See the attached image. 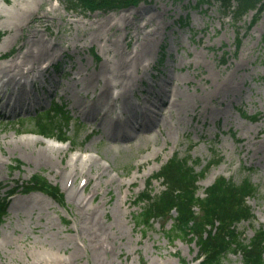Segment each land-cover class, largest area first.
<instances>
[{
  "label": "rangeland",
  "instance_id": "1",
  "mask_svg": "<svg viewBox=\"0 0 264 264\" xmlns=\"http://www.w3.org/2000/svg\"><path fill=\"white\" fill-rule=\"evenodd\" d=\"M197 3L147 0L89 13L68 9L67 0H0V63L17 54L29 26L46 29L42 32L55 43L56 52L42 77L26 82L22 99L16 101L26 105L8 110L0 104V196L39 174L64 198L60 205L39 192L17 191L8 199L0 223V264H55L57 257L65 264H196L198 248L169 236L172 218L151 220L147 227L136 224L141 212L137 196L163 189L150 177L173 154L188 158L196 172L207 162L217 163L197 183L200 196L217 177L235 183L249 179L258 190L247 202L253 218L239 223L237 230L247 240L255 230H264V11L254 24V12L234 23L214 0ZM50 9L55 26L45 27L39 21ZM149 19V27L158 33L145 62L146 74L127 94L135 112L124 111L121 99L112 106V99L99 96L100 84L92 79H73L78 70L99 72L109 57L107 46H113L106 38L129 51L134 39L123 41L121 36ZM89 34L100 38L90 40ZM18 88H5L0 99ZM172 92L189 98L176 123L174 109L171 118L169 112L161 118V102ZM51 102L64 103L68 110L70 122L62 130L68 143L32 133L31 119ZM144 117L145 140L134 139L137 130L128 126L119 131L122 122L138 125ZM100 124L110 131L108 138L100 137ZM33 138L68 148L62 163L56 158L46 165L33 153L39 145L20 143ZM78 157H91L93 168L72 182L59 168ZM97 168L102 175L94 179ZM74 188L80 196L96 192L85 201V208L102 207L94 221L77 211L78 200L70 196ZM221 264L243 263L240 254L230 253Z\"/></svg>",
  "mask_w": 264,
  "mask_h": 264
},
{
  "label": "trees",
  "instance_id": "2",
  "mask_svg": "<svg viewBox=\"0 0 264 264\" xmlns=\"http://www.w3.org/2000/svg\"><path fill=\"white\" fill-rule=\"evenodd\" d=\"M142 1L146 0H68V3L71 9L107 12L136 6ZM215 1L235 22L250 10H256L257 16L264 10V0ZM66 114L64 106L54 104L50 111L33 120L34 126L38 133L51 136L67 122ZM200 176L202 172L196 173L185 160L177 156L169 159L153 176V179H162L164 190L153 197L143 194L139 198V201L147 203L142 212L144 222L175 211L173 237L193 241L198 247L199 257H202L200 264H221L229 253H239L243 264H264V230H256L245 241L235 229L238 222L252 217L246 200L257 193L256 187L249 180L234 183L219 177L205 189L204 197H199L196 182ZM30 191H41L63 203L58 188L39 175L32 176L23 186L24 193ZM5 210V200H0V222Z\"/></svg>",
  "mask_w": 264,
  "mask_h": 264
},
{
  "label": "bare ground",
  "instance_id": "3",
  "mask_svg": "<svg viewBox=\"0 0 264 264\" xmlns=\"http://www.w3.org/2000/svg\"><path fill=\"white\" fill-rule=\"evenodd\" d=\"M15 9H19V6H14ZM53 9L47 10L44 12L42 20L39 23H42L43 26H48L51 24L55 26L52 20V16L50 15L53 12ZM50 18V20L48 19ZM149 20L145 21V23L140 26L136 27L133 31L127 30L125 35H122V40L133 38L134 45L129 51H125L118 40H110L105 39L104 42L110 43L113 46H107L106 53L109 54V57L104 59L99 72L94 74H83L80 70L76 71L73 76V79L77 82L78 80H85L92 79L94 85L100 84V92L99 96L105 95L107 96L108 100L112 99V106L117 99H121L122 103L125 106V109H128L131 112H135V109H131V105L128 102L127 94L128 92L133 91L135 87V83L143 79L146 72L144 69L146 68L145 62L148 64V60L150 55L153 51V45L155 40L157 39L158 30L156 27H149ZM38 23V24H39ZM72 23V22H68ZM124 29L127 27L125 22L123 23ZM46 29H39V25L37 27L29 26L26 32V38L23 40L17 50V54L10 58L7 62L0 63V95H2L5 88L10 86H18L19 90L17 92H12L10 96L6 100L0 99V103L4 106V108L15 109L17 104L16 101L22 99V94L25 89V84L28 81L33 82L35 79L42 77V73H44L49 63L54 60L56 57V52L54 50L55 43L52 40L45 38V34L43 32ZM87 37L91 40V38L96 37L100 38V36L95 35H87ZM84 38V37H83ZM48 63V64H47ZM47 64V65H44ZM143 70L144 73H140L139 71ZM116 89V92L113 90ZM176 91H178L176 87ZM148 94H151L149 92ZM152 95V94H151ZM159 95V94H158ZM157 96V95H155ZM152 97V96H151ZM14 98L13 103L11 104V99ZM160 98V97H156ZM189 98L186 96H181L178 93L172 92L170 94L169 99L164 100L161 102L162 109V117L166 119L165 112L170 113L171 118V111L174 109L176 112L175 117L173 118L174 123L177 122V117L181 109L187 106ZM26 105V103L21 104ZM156 109H159L156 106ZM147 115V114H146ZM145 115V116H146ZM139 116L138 114L134 116ZM162 121V119L160 120ZM160 121H156V125H159ZM98 127V130H101L100 137L108 138L110 136V131L108 129L103 128V126ZM146 120L144 119L136 124H127L122 122V126L120 128V132H124V126L130 127L132 130H137V135H135L134 139L138 140H145L148 138L147 135H144L145 132L148 130L141 129L146 126ZM128 140H131L128 139ZM42 140L39 138H33L30 140L20 141L23 144H32L33 146L39 145L40 147L38 150L33 151V153L40 158L41 162L46 165H51L54 163L55 159H60L62 163L63 154L67 151L68 148H64L61 146H57L56 144L51 143H44L41 144ZM94 162L91 161V157L87 159L83 158H71L69 161H66L64 164H61L59 168L60 174H65L67 179H72V182L75 181L76 176L80 174L90 175L92 170V164ZM97 172L93 175L94 179H98L101 175V169L96 170ZM81 192H79L78 188H74L70 191V196L73 199L78 200L77 211L85 213L88 215L86 220L94 221L95 216L98 215L100 209L99 206H95L92 208H85V201L89 200L90 198L94 197L96 194L95 191L88 192L87 195L80 196ZM67 198V197H66ZM52 263V262H51ZM55 264H65V260L60 257H57L53 260Z\"/></svg>",
  "mask_w": 264,
  "mask_h": 264
}]
</instances>
